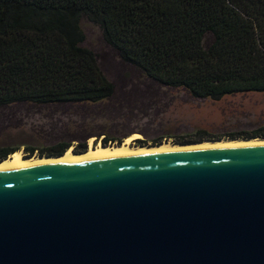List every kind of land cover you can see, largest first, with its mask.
<instances>
[{
    "label": "water",
    "instance_id": "obj_1",
    "mask_svg": "<svg viewBox=\"0 0 264 264\" xmlns=\"http://www.w3.org/2000/svg\"><path fill=\"white\" fill-rule=\"evenodd\" d=\"M0 264H264V144L2 166Z\"/></svg>",
    "mask_w": 264,
    "mask_h": 264
},
{
    "label": "trees",
    "instance_id": "obj_2",
    "mask_svg": "<svg viewBox=\"0 0 264 264\" xmlns=\"http://www.w3.org/2000/svg\"><path fill=\"white\" fill-rule=\"evenodd\" d=\"M81 16L162 86L196 99L264 92V0H0V107L110 97L93 53L80 47ZM14 152L0 150V162Z\"/></svg>",
    "mask_w": 264,
    "mask_h": 264
},
{
    "label": "rangeland",
    "instance_id": "obj_3",
    "mask_svg": "<svg viewBox=\"0 0 264 264\" xmlns=\"http://www.w3.org/2000/svg\"><path fill=\"white\" fill-rule=\"evenodd\" d=\"M80 47L91 51L112 93L97 103H16L0 107V150L25 158L71 149L80 154L88 141L106 146L136 135L137 147L163 142L196 144L221 140H264V92L196 99L183 88L162 86L121 59L101 29L79 19ZM213 42L202 37V48Z\"/></svg>",
    "mask_w": 264,
    "mask_h": 264
},
{
    "label": "bare ground",
    "instance_id": "obj_4",
    "mask_svg": "<svg viewBox=\"0 0 264 264\" xmlns=\"http://www.w3.org/2000/svg\"><path fill=\"white\" fill-rule=\"evenodd\" d=\"M138 136L131 135L125 138L119 145H108L103 147L100 144L93 145L92 139L88 141V149L82 154H75L69 148L60 157H31L25 158L21 152H14L9 155L6 159L0 162V167L6 165H18V164H33V163H64L79 158L94 157L111 155L114 153H129V152H172L180 151L186 149L200 148V147H224V146H246V145H256L264 144V141L259 139L253 140H243V139H233V140H221V141H205L201 143L181 146V144L163 142L155 146H141L137 147L133 145V141L137 139Z\"/></svg>",
    "mask_w": 264,
    "mask_h": 264
},
{
    "label": "flooded vegetation",
    "instance_id": "obj_5",
    "mask_svg": "<svg viewBox=\"0 0 264 264\" xmlns=\"http://www.w3.org/2000/svg\"><path fill=\"white\" fill-rule=\"evenodd\" d=\"M106 142H107V141H104L103 145H105V144H106Z\"/></svg>",
    "mask_w": 264,
    "mask_h": 264
}]
</instances>
